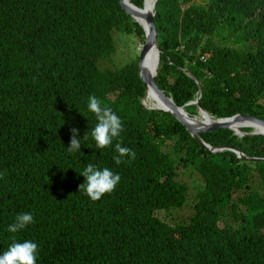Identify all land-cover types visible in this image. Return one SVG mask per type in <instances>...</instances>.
<instances>
[{
    "label": "trees",
    "instance_id": "1",
    "mask_svg": "<svg viewBox=\"0 0 264 264\" xmlns=\"http://www.w3.org/2000/svg\"><path fill=\"white\" fill-rule=\"evenodd\" d=\"M154 23L155 81L176 105L196 115L184 104L200 94L213 118L264 119V0H157ZM116 35L144 39L119 0H0V254L15 238L38 245L37 264H264V160L210 151L147 107L138 53L116 63ZM91 95L122 121L108 148L91 136ZM199 137L264 157L263 134ZM116 143L136 158L117 165ZM88 163L121 177L98 201L79 190ZM22 213L34 222L9 232Z\"/></svg>",
    "mask_w": 264,
    "mask_h": 264
},
{
    "label": "clouds",
    "instance_id": "2",
    "mask_svg": "<svg viewBox=\"0 0 264 264\" xmlns=\"http://www.w3.org/2000/svg\"><path fill=\"white\" fill-rule=\"evenodd\" d=\"M143 41H141L138 46V53H139V48L141 47ZM202 59L204 60L203 57ZM156 73H157V70H156ZM145 96H144V99H146ZM87 106H88V110L95 115L96 120H97V124L91 131V136L95 141L96 147L98 149L108 148L109 146L113 144L114 139L118 138L120 136V133L123 131L122 121L119 118V116L115 112H113L111 108L103 106L100 99L96 97L95 95H91L88 97ZM152 108H154V106ZM193 116L200 118L199 113ZM227 117H230V116H227ZM210 118H213V117L211 116ZM219 118H223V117H219ZM213 119H217V118H213ZM241 127H250V126H238L239 132L235 131L234 129L232 130L234 131L235 134L239 136L246 134L245 132H242L240 130ZM78 131L79 130L76 128L71 129L72 136H71L70 146L68 147V151L70 153L80 151L81 149L82 143H81V138H79L78 136ZM256 134H263V133H256ZM87 138H88L87 133H85L83 136V139L87 140ZM218 147H222V146H218ZM230 148H234V147L225 146L224 149H229L233 151ZM222 150H219V151H222ZM115 151L116 153H118V155L114 156L113 159L117 165H119L122 162H131V160H134L136 158V153L132 149L128 147H123L121 146L120 143H116ZM233 152L236 153L235 151ZM236 155L237 157H239L237 153ZM125 157H129L130 159L128 161H125ZM250 157H253V156H250ZM259 158H264V157H259ZM79 174L85 178V182L80 185L79 190L83 189L86 195L92 201H98L105 194L112 193L121 180V177L119 174L113 173L108 168L99 169L91 163H88L86 167L84 168V170ZM0 178H2V176H0ZM33 222H34V217L31 213L18 214L16 216L15 222L8 226V231L11 233H17L18 231L26 228L29 224ZM37 253H38V245L35 242H32L30 240H26L23 242H17L15 241V238H13V243L8 247L7 250L3 252V254H0V264H37Z\"/></svg>",
    "mask_w": 264,
    "mask_h": 264
},
{
    "label": "water",
    "instance_id": "3",
    "mask_svg": "<svg viewBox=\"0 0 264 264\" xmlns=\"http://www.w3.org/2000/svg\"><path fill=\"white\" fill-rule=\"evenodd\" d=\"M119 2L124 11L129 14L134 20L139 22L144 29V41L141 47L139 48L138 53L139 76L145 86V94H154L163 105L162 108H154L171 113L178 121H180L186 127L192 137L196 138L198 142L204 145L207 149L214 152L224 149L225 146L212 147L208 143L201 140V138L199 137V133L213 131L220 128H231L239 132L238 126H250L253 128V130L251 132H245L246 134H264V120L249 113H236L230 117L213 119L210 118L211 116L204 108L200 107L198 99L186 102L184 105L194 103L198 106V113L200 114L202 112L205 117L204 119H200L195 116L189 115L185 111L183 106L176 105L173 99L170 96L166 95V93L157 85L154 78L160 58V52L157 41L158 32L154 24V8L157 0H153L149 8H146L145 0H143L142 7L133 4L129 0H119ZM149 53L150 61L147 60V56ZM196 81L198 84H200L198 79H196ZM254 124L260 125L263 129V132L256 131L255 128L252 126ZM230 149L235 151L239 157L247 158L250 161L264 160V158L247 156L235 148Z\"/></svg>",
    "mask_w": 264,
    "mask_h": 264
},
{
    "label": "rangeland",
    "instance_id": "4",
    "mask_svg": "<svg viewBox=\"0 0 264 264\" xmlns=\"http://www.w3.org/2000/svg\"><path fill=\"white\" fill-rule=\"evenodd\" d=\"M123 41L124 40H123V36L122 35H116V46L118 48V51H117V53L115 55V61L118 64H121V60H122V57L124 55H128L129 58H133L134 55L136 53H138V46L140 44V42L137 43L136 41H132V42L129 43V46L127 47L126 45L123 46V43H124ZM143 103L149 108L153 107L152 106V102L149 101V100L144 99ZM183 178L184 179L185 178L189 179V175H187V173H185V174H183ZM188 182H189V185H190V193H191V195H193V188H192V185H191V178L188 180ZM188 211H189V206L187 205L184 210L179 212V214L186 213Z\"/></svg>",
    "mask_w": 264,
    "mask_h": 264
},
{
    "label": "bare ground",
    "instance_id": "5",
    "mask_svg": "<svg viewBox=\"0 0 264 264\" xmlns=\"http://www.w3.org/2000/svg\"><path fill=\"white\" fill-rule=\"evenodd\" d=\"M152 2H153V0H145L146 8H149L151 6ZM149 58H150V53L147 56L148 61H150ZM145 97H146V100H149L152 102V106L160 107V108L163 107L162 103L159 101V99L154 94L148 93ZM204 118L205 117H204L203 113L201 112L200 113V119H204ZM252 126L255 128L256 131L263 132V129L260 125L254 124ZM258 144H259V142H258Z\"/></svg>",
    "mask_w": 264,
    "mask_h": 264
}]
</instances>
